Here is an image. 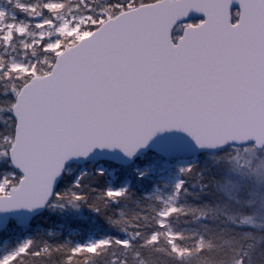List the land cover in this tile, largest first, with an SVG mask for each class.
<instances>
[{
    "label": "snow or ice",
    "instance_id": "1",
    "mask_svg": "<svg viewBox=\"0 0 264 264\" xmlns=\"http://www.w3.org/2000/svg\"><path fill=\"white\" fill-rule=\"evenodd\" d=\"M6 3L0 212L83 209L103 227L71 247L0 233V264H76L112 248L122 255L110 264L129 250L145 264L140 249L162 240L184 264L205 243L214 259L202 198L221 182L249 194L264 183V0ZM17 45L19 60L7 55ZM248 236L231 264H251Z\"/></svg>",
    "mask_w": 264,
    "mask_h": 264
},
{
    "label": "trees",
    "instance_id": "2",
    "mask_svg": "<svg viewBox=\"0 0 264 264\" xmlns=\"http://www.w3.org/2000/svg\"><path fill=\"white\" fill-rule=\"evenodd\" d=\"M221 184L223 185V182ZM224 190L221 187L212 188L209 190L211 195L202 198L208 200L213 206L212 211L207 208L202 210L208 212L210 217L209 222L212 232L209 235V239L215 249L210 255L214 259L209 258L207 254L209 244L205 243L203 247L206 250V255L200 258L199 261L189 262V264H231L232 256L237 247L236 241L244 233L249 234L248 238L243 240V243L246 251L251 255V264H264V225L261 222L264 218V211L263 213L256 212L259 203L258 199L254 198L252 200L249 192L244 189H240L234 197L230 195L231 199H228V195H225L226 192ZM246 193L247 196H245ZM239 195H243L242 198ZM217 205L219 207H216ZM220 209H223V213H227V215L221 213ZM133 210V208L129 207L125 209V212L131 215ZM78 216H88L89 218L82 222L75 219ZM212 216H215L216 219L212 220ZM228 216H232L234 220H229ZM242 216L248 218L247 224L237 228L236 224L241 222ZM248 220H253V225ZM258 220L261 223L258 224ZM98 225L103 227L100 221L93 223L90 215L83 209L76 211L71 208L66 210L46 208L44 213L33 219L25 230L18 228L15 222L11 221L0 233L12 235L13 237L34 235L37 241L63 242L67 247H71L76 241L83 240L89 236H99V232L93 231ZM247 225L252 226L249 227ZM248 245H252V247L248 248ZM6 250V247L0 246V252ZM114 251L118 256L122 255L118 249L112 248L108 249L107 252L102 251L95 256L89 255L86 258H82L76 264H110L111 253ZM140 251L142 253L141 259L145 264H184V260L180 259L178 255L174 256L163 240L156 248L148 247L140 249ZM198 251L199 246L193 248V255ZM217 253L222 254L217 255ZM37 264H41V262H37ZM43 264H51V262L45 261ZM56 264H59L58 258ZM128 264H138L133 259L132 250H129ZM245 264H249L247 259Z\"/></svg>",
    "mask_w": 264,
    "mask_h": 264
},
{
    "label": "rangeland",
    "instance_id": "3",
    "mask_svg": "<svg viewBox=\"0 0 264 264\" xmlns=\"http://www.w3.org/2000/svg\"><path fill=\"white\" fill-rule=\"evenodd\" d=\"M0 8H4L7 9L8 11H12V7L11 5H9L8 3H6V0H0ZM3 50H0V55H3ZM7 55L14 57L15 59L19 60L21 58L20 56V52H19V45H17V50L16 51H9L7 53ZM171 182V181H169ZM223 190L228 194L231 195L232 197H234L239 191L240 189H237L236 187H233L231 185H227V186H223L222 185ZM252 198V200L254 198L258 199L257 201L258 203V208L256 209V212H262L264 211V183H258V184H254L253 185V190H252V194H249ZM243 195H239V197L242 198ZM245 196H247V193L245 194ZM260 199V201H259ZM241 200V199H239ZM250 222V224L253 225L251 220H248ZM248 222V223H249ZM262 225H264V218L262 219ZM260 220H258V224L261 223ZM93 236H89L87 238H90Z\"/></svg>",
    "mask_w": 264,
    "mask_h": 264
},
{
    "label": "water",
    "instance_id": "4",
    "mask_svg": "<svg viewBox=\"0 0 264 264\" xmlns=\"http://www.w3.org/2000/svg\"><path fill=\"white\" fill-rule=\"evenodd\" d=\"M45 209H36L32 213L25 211L24 209L16 211L0 212V231H2L9 221H16V225L22 229L27 228L29 222L41 215Z\"/></svg>",
    "mask_w": 264,
    "mask_h": 264
}]
</instances>
